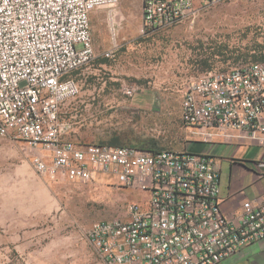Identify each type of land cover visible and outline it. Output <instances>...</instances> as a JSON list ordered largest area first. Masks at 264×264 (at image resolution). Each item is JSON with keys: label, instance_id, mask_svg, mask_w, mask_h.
Instances as JSON below:
<instances>
[{"label": "built area", "instance_id": "built-area-1", "mask_svg": "<svg viewBox=\"0 0 264 264\" xmlns=\"http://www.w3.org/2000/svg\"><path fill=\"white\" fill-rule=\"evenodd\" d=\"M227 1L141 0L139 31L172 27ZM118 2L0 0V137L20 140L41 175L82 182L113 176L119 186L146 193L142 204L128 205L129 220L89 228L109 264H217L264 238V199L245 200L241 212L229 216L220 208L211 155L69 138L71 123L62 115L80 91L72 73L96 56L91 13ZM137 90L135 84L124 87L127 96ZM181 121L194 140L264 146V60L193 79L184 87Z\"/></svg>", "mask_w": 264, "mask_h": 264}, {"label": "rangeland", "instance_id": "rangeland-1", "mask_svg": "<svg viewBox=\"0 0 264 264\" xmlns=\"http://www.w3.org/2000/svg\"><path fill=\"white\" fill-rule=\"evenodd\" d=\"M141 8V0H119L114 9L91 13L96 56L72 73L80 91L62 115L71 123L69 138L82 144L116 138L136 147L152 140L157 147L190 150L195 137L181 121L184 87L204 72L264 60V0L215 4L145 35ZM114 43V55L104 57ZM129 84L138 87L133 101L124 93ZM146 196L113 176L82 182L41 175L20 140L0 137V264H109L89 228L129 220L128 205Z\"/></svg>", "mask_w": 264, "mask_h": 264}, {"label": "crops", "instance_id": "crops-1", "mask_svg": "<svg viewBox=\"0 0 264 264\" xmlns=\"http://www.w3.org/2000/svg\"><path fill=\"white\" fill-rule=\"evenodd\" d=\"M148 97H153L149 93ZM137 92L133 94L137 96ZM143 106L141 103H133ZM191 152L211 155L218 167L220 186V208L229 216L241 212L243 201L264 199V146L250 142H207L190 139L187 143ZM217 264H264V238L244 245L234 254L223 258Z\"/></svg>", "mask_w": 264, "mask_h": 264}, {"label": "trees", "instance_id": "trees-1", "mask_svg": "<svg viewBox=\"0 0 264 264\" xmlns=\"http://www.w3.org/2000/svg\"><path fill=\"white\" fill-rule=\"evenodd\" d=\"M263 60V58H261ZM109 144V145H131V144H122V142H120L118 139L113 138L107 142H103V144ZM136 144L139 145L140 149H144V150H156V149H161V147H157L156 142L152 141V140H142L137 142ZM131 146H135V145H131Z\"/></svg>", "mask_w": 264, "mask_h": 264}]
</instances>
